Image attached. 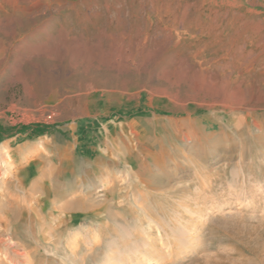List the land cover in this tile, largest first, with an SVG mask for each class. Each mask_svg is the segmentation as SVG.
Returning a JSON list of instances; mask_svg holds the SVG:
<instances>
[{"label":"rangeland","instance_id":"rangeland-1","mask_svg":"<svg viewBox=\"0 0 264 264\" xmlns=\"http://www.w3.org/2000/svg\"><path fill=\"white\" fill-rule=\"evenodd\" d=\"M132 1L165 0H122L126 10ZM39 2L49 26L54 0ZM174 5L178 22L200 8ZM201 9L203 22L264 24V0ZM229 31L228 61L211 48L203 56L235 74L254 68L256 42ZM176 33L179 53L195 51L191 33ZM11 60L0 71V264H264V81L210 82L194 59L84 79L46 57L43 80L28 85ZM78 199L83 207H62Z\"/></svg>","mask_w":264,"mask_h":264},{"label":"bare ground","instance_id":"bare-ground-1","mask_svg":"<svg viewBox=\"0 0 264 264\" xmlns=\"http://www.w3.org/2000/svg\"><path fill=\"white\" fill-rule=\"evenodd\" d=\"M197 1L200 5L197 12L190 18L183 12L178 22L174 18L177 13L175 0H165L159 5L149 2L150 9H145L146 4L142 2L132 1L130 10L124 8L122 0H106L105 4H98L95 0H54L52 6L58 16L49 19V26L43 25V15L50 10L48 3L16 0L8 7L0 3V71L11 58L17 77L30 85V82L43 80L35 78V74L42 71L39 67L46 57L66 61L67 67L84 79L111 67L117 68L111 74L116 78L124 71L127 62L139 61L145 67L163 65V72L168 73L169 67H190L189 59H194L199 67L192 68L194 73L210 82L228 84L241 76L242 81L251 76L264 81V24L252 22L246 25V20L237 23L233 17H224L219 22L215 18L203 22L200 18L204 0ZM178 27L195 37L190 43V47H197L195 51L178 52L180 42L173 39ZM226 27L231 29L230 34L238 32L239 36L244 35L243 38L256 42L258 53L247 59L249 64H255L254 68L235 74L231 69H224V64L217 65L216 61L203 56L204 51L211 48L213 50H209L214 54L223 53L222 60L229 59L228 55L234 51L228 47L227 37H220ZM203 63L208 65L203 67ZM111 81L114 84L118 80ZM119 83L120 86L128 84L127 81ZM236 108L232 106V109ZM84 205L85 202L78 199L66 201L62 207L72 209ZM105 206L99 205L102 209ZM110 217L115 219L112 214Z\"/></svg>","mask_w":264,"mask_h":264},{"label":"trees","instance_id":"trees-1","mask_svg":"<svg viewBox=\"0 0 264 264\" xmlns=\"http://www.w3.org/2000/svg\"><path fill=\"white\" fill-rule=\"evenodd\" d=\"M42 133H43V131H40V130L38 132H36V134H42Z\"/></svg>","mask_w":264,"mask_h":264}]
</instances>
